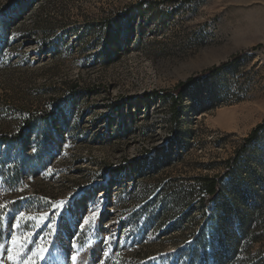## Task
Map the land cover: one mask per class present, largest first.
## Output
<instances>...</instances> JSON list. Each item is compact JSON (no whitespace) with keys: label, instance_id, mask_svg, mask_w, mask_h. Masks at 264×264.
I'll return each mask as SVG.
<instances>
[{"label":"rangeland","instance_id":"374dc122","mask_svg":"<svg viewBox=\"0 0 264 264\" xmlns=\"http://www.w3.org/2000/svg\"><path fill=\"white\" fill-rule=\"evenodd\" d=\"M188 78L174 109L169 93ZM263 121L264 0H0L4 216L55 203L74 216L62 243L22 223L17 236L51 251L37 264H89L101 241L105 264H264V128L208 206L199 181L222 175ZM0 245L12 264L7 219Z\"/></svg>","mask_w":264,"mask_h":264},{"label":"snow or ice","instance_id":"6c2138e0","mask_svg":"<svg viewBox=\"0 0 264 264\" xmlns=\"http://www.w3.org/2000/svg\"><path fill=\"white\" fill-rule=\"evenodd\" d=\"M117 40L120 39L119 35L116 37ZM204 91V87L197 85L194 86L192 90L189 92V98L193 100V102H197L198 98L201 97ZM159 155H164L167 153L168 146L165 142H162V146L157 149ZM50 171V170H49ZM76 194L73 195V197ZM72 197V198H73ZM96 196L92 195L87 199H84V208L85 211H88V203L91 202L93 204L96 203ZM7 205L0 204V220L7 219L8 220V232L10 236V244L11 246L4 249V256L7 257L12 261V264H37L38 261H44L50 256L51 251L48 249L40 246L37 244L35 249L30 248V245L33 244L35 241L33 239V234L28 232L27 234H21L19 236L16 235V231L21 228L22 223L24 222H32L35 225H40L43 228H49V234L51 235L53 231H55L56 235L54 237L55 240L61 241L62 238L59 233L60 227H63L65 231H70V221L74 216L70 213L68 218L62 216V213L66 209L67 205L63 210H60L59 203H55L52 205V211L49 213L47 211L43 212L41 215L37 216H29L26 215L25 212L20 211L18 215L9 214L7 217L3 215V212L7 209ZM60 211V215L57 218V212ZM56 219L55 227L52 228L53 220ZM80 221L87 224L89 221L83 219V213L80 216ZM80 221L77 222V227H79ZM63 222V223H61ZM104 227V221L101 220L98 228ZM109 234H111V228L108 229ZM75 233L70 234L69 238V247L66 251V258L71 256L72 261H76V256L72 255V240L71 236H74ZM0 247H3L0 245ZM27 252V255H25ZM47 254V255H46ZM108 253L105 251L103 247V241H101V245L99 247L94 246L93 248L89 249V264H105L103 257L107 256ZM0 264H4V261L0 259ZM79 264H83L81 260Z\"/></svg>","mask_w":264,"mask_h":264},{"label":"trees","instance_id":"16d2710c","mask_svg":"<svg viewBox=\"0 0 264 264\" xmlns=\"http://www.w3.org/2000/svg\"><path fill=\"white\" fill-rule=\"evenodd\" d=\"M238 59V56L233 58L231 61L222 63L216 67H213L209 70H207L202 76L200 77H213L218 72L223 70L224 68L230 67L236 60ZM197 78H188L186 81L178 83L173 92L169 93V98L172 100V106L174 109H176L177 104L180 103L181 97L183 92L192 86ZM178 112H174V114H177ZM48 114L43 113L35 117L36 120H45L48 118ZM177 116V115H176ZM264 128V121L257 125L250 134L243 140L242 147L235 153L234 157L227 161L226 163V169L224 173L220 176H214L210 178H200V184H201V190L205 194V198L203 199L204 206H208L211 202L214 201L216 197H218L221 193V186L223 183V180L230 175L232 166L237 161L238 156L241 154L242 151H244V148L249 145L256 137L257 133ZM21 139V133L16 135H2L1 140L5 142H18ZM4 215V213H3ZM1 221V220H0Z\"/></svg>","mask_w":264,"mask_h":264},{"label":"bare ground","instance_id":"6f19581e","mask_svg":"<svg viewBox=\"0 0 264 264\" xmlns=\"http://www.w3.org/2000/svg\"><path fill=\"white\" fill-rule=\"evenodd\" d=\"M223 120H224V117L223 116H220L217 121H223Z\"/></svg>","mask_w":264,"mask_h":264}]
</instances>
